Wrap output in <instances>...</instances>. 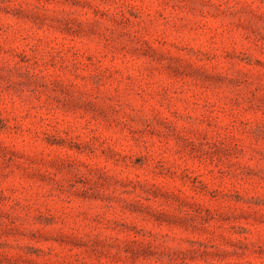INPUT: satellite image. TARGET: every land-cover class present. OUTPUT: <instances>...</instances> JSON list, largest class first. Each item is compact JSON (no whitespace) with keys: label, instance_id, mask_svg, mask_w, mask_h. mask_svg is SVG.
Returning a JSON list of instances; mask_svg holds the SVG:
<instances>
[{"label":"rangeland","instance_id":"obj_1","mask_svg":"<svg viewBox=\"0 0 264 264\" xmlns=\"http://www.w3.org/2000/svg\"><path fill=\"white\" fill-rule=\"evenodd\" d=\"M0 264H264V0H0Z\"/></svg>","mask_w":264,"mask_h":264}]
</instances>
